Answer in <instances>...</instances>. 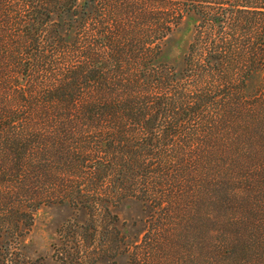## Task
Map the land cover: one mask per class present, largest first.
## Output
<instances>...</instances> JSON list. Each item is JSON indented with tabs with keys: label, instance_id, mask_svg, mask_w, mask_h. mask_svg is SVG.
<instances>
[{
	"label": "trees",
	"instance_id": "16d2710c",
	"mask_svg": "<svg viewBox=\"0 0 264 264\" xmlns=\"http://www.w3.org/2000/svg\"><path fill=\"white\" fill-rule=\"evenodd\" d=\"M184 15L231 35L164 61ZM53 206L128 210L122 264H264V0H0V264Z\"/></svg>",
	"mask_w": 264,
	"mask_h": 264
},
{
	"label": "rangeland",
	"instance_id": "374dc122",
	"mask_svg": "<svg viewBox=\"0 0 264 264\" xmlns=\"http://www.w3.org/2000/svg\"><path fill=\"white\" fill-rule=\"evenodd\" d=\"M228 27L227 23L219 26L200 16L184 15L180 26L171 34L179 35L181 40L177 38L167 46L164 61H171L179 49L185 50L191 35H231ZM127 211L119 213L110 208L87 213L66 207H43L35 214L33 226L16 255L21 254L28 264H122L123 246L118 243L122 230L118 221L128 218Z\"/></svg>",
	"mask_w": 264,
	"mask_h": 264
}]
</instances>
